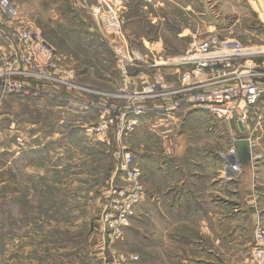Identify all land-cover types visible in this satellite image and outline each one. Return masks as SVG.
Returning a JSON list of instances; mask_svg holds the SVG:
<instances>
[{"label": "rangeland", "instance_id": "374dc122", "mask_svg": "<svg viewBox=\"0 0 264 264\" xmlns=\"http://www.w3.org/2000/svg\"><path fill=\"white\" fill-rule=\"evenodd\" d=\"M116 1L121 34L149 58L154 53L146 41L159 29L176 55L187 43L176 42L171 32L182 29L197 39L216 35L242 53L264 48V0ZM12 2L24 21L63 54L65 60L57 54L56 64L66 74L57 75L58 83L18 77L25 87L20 93L0 88V264H183V255L156 252L166 241L142 239L134 219L137 208L122 238L111 241L106 217L113 192L127 182L120 164L124 154L136 164V136L143 129L121 137L111 129L102 139L93 130L101 121L99 112L84 114L73 104L83 99L79 89L90 90L110 101L113 114L130 112L145 87L130 90L118 71L110 44L89 14L101 1ZM158 14L160 25L150 17ZM139 72L151 74L148 68H132L128 79ZM115 100L131 108L120 111ZM258 226L264 230L262 223ZM259 248L254 243L251 255L234 263L260 264Z\"/></svg>", "mask_w": 264, "mask_h": 264}, {"label": "crops", "instance_id": "0c3cea01", "mask_svg": "<svg viewBox=\"0 0 264 264\" xmlns=\"http://www.w3.org/2000/svg\"><path fill=\"white\" fill-rule=\"evenodd\" d=\"M157 6L163 5L158 2ZM150 17L158 25L163 21L159 14ZM0 23L5 25L2 19ZM163 31L159 29L146 41L148 48L160 56L176 55L174 48L165 45ZM171 36L178 43L186 42L187 49L198 40L188 29L172 31ZM14 53L15 47L0 38V54L11 57ZM179 77L176 70L167 76L171 83H178ZM124 81L138 92L151 84V74L139 72ZM78 91L83 99L72 104L84 114L94 110L99 118L113 114L109 100L88 93L90 90ZM115 101L120 111L131 108V103ZM170 102L171 98H137L134 103L145 111L138 127L143 134L138 132L134 148L148 195L134 218L140 236L166 241L156 252L183 255V264H237L236 257L251 255L255 229L259 223L264 225V99L243 121L232 122L218 120L186 102L168 116L161 109ZM85 125L93 126V122ZM241 140L250 142L251 160L240 164L241 172L235 174L223 156L232 147L238 152Z\"/></svg>", "mask_w": 264, "mask_h": 264}, {"label": "built area", "instance_id": "2783aa9c", "mask_svg": "<svg viewBox=\"0 0 264 264\" xmlns=\"http://www.w3.org/2000/svg\"><path fill=\"white\" fill-rule=\"evenodd\" d=\"M100 1L101 5L89 8V14L98 24L102 38L110 44L120 74L125 78L132 68L151 70V84L136 94V99L171 98L161 109L168 116L186 102L195 110L227 122L243 121L250 109L264 99V48L253 47L242 53L235 48L230 50L225 41L212 35L192 41L182 54H153L149 58L131 48L121 34L117 1ZM0 19L5 22L0 23V38L15 47L11 57L0 54V88L7 89V93H20L25 87L18 77L58 83L57 75L66 72L56 64L59 62L56 50L24 21L12 0H0ZM115 37L118 41L111 40ZM172 70L180 71L178 83L168 81ZM144 113L138 108L114 112L101 118L93 130L102 139L111 129H116L120 137L129 135L140 126ZM223 158L233 173L241 172L236 147ZM120 166L127 182L113 192L110 215L106 217L112 243L130 227L135 209L146 200L147 194L142 171L130 154L123 155ZM254 237L255 245L260 246L257 250L260 264H264V230L258 225Z\"/></svg>", "mask_w": 264, "mask_h": 264}, {"label": "water", "instance_id": "95a60500", "mask_svg": "<svg viewBox=\"0 0 264 264\" xmlns=\"http://www.w3.org/2000/svg\"><path fill=\"white\" fill-rule=\"evenodd\" d=\"M238 160L242 165H247L251 160V146L248 140H241L238 143Z\"/></svg>", "mask_w": 264, "mask_h": 264}]
</instances>
